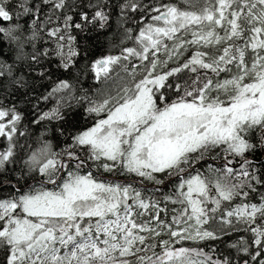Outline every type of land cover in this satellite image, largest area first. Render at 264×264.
Wrapping results in <instances>:
<instances>
[{
	"label": "snow or ice",
	"instance_id": "obj_1",
	"mask_svg": "<svg viewBox=\"0 0 264 264\" xmlns=\"http://www.w3.org/2000/svg\"><path fill=\"white\" fill-rule=\"evenodd\" d=\"M112 9L116 52L93 59L89 33L112 27ZM136 14L134 33L126 24ZM54 58L69 79L33 96L38 80H51ZM86 70L115 88L74 95L73 73ZM9 96L36 99L33 110L53 103L31 123L51 125L66 143L57 152L42 135L20 156L25 113L0 100V190L11 188L0 197V264H264V163L250 158L264 153V0H0V97ZM72 100L91 127L70 131ZM214 149L226 155L213 183L195 165ZM101 170L152 181L161 196L106 182ZM240 231L249 235L229 246L237 258L174 246L226 243Z\"/></svg>",
	"mask_w": 264,
	"mask_h": 264
},
{
	"label": "trees",
	"instance_id": "obj_2",
	"mask_svg": "<svg viewBox=\"0 0 264 264\" xmlns=\"http://www.w3.org/2000/svg\"><path fill=\"white\" fill-rule=\"evenodd\" d=\"M115 1V0H110ZM120 1V0H119ZM118 2V0H117ZM139 16L136 15L135 18H138ZM74 19L79 22V18L74 16ZM127 27H129V23L126 24ZM117 30V26H115L111 32L108 31H101L99 27H96L92 32L89 33L90 39L87 41L88 46L91 50L92 58H98L100 56L112 53L115 54L116 50H109L112 47L109 44V41H112L116 43L117 41L114 40V34ZM80 39V38H79ZM83 42V40H82ZM109 50V51H108ZM192 54V49L184 54L180 59L183 60L185 57ZM56 58H54V62L48 67L51 70V87H54L53 81H57L58 79H69V77L62 73L61 70H58L57 64L55 62ZM178 62H174L172 67L177 66ZM84 61H81V66H83ZM181 80L188 78V73H181L179 74ZM79 77V80L77 81L75 77ZM172 78H170L171 80ZM74 85V95L80 96L83 94L84 91H87L89 96H92L95 98L96 92L95 90L101 85V82L95 79L94 73L90 71H85L83 75H81L78 71H74L73 73V79L71 81ZM41 83H43V86L41 87ZM49 86V80H46L44 82L37 81V88L36 91L32 94L33 96H39L42 92H47ZM102 87V85H101ZM166 96L169 98V100L175 99V93L173 91H169L166 93ZM55 99V98H54ZM0 100H3L5 104L9 103H16L17 106L22 109L25 113V119L23 121V128L21 131L27 132V135L25 136H19L18 137V143L19 147L17 149L18 154L24 158H26V154L29 153L31 150H35L40 146V139L41 136H46L55 151L60 152L64 147L66 143V137L61 136L58 139L53 136L51 131V125L47 126V131L45 130V125L42 123L41 125L37 126L35 124H32L31 121L34 119L36 112L46 109L51 102H44L39 101V107L36 110H33V105L37 104L38 101L36 99H30L26 100L23 96H9L7 98L0 97ZM73 105V119L71 121V124L74 127H70V131H78L82 130L85 127H91L95 120L92 118V116H89L87 114L80 115L81 113L85 112V107L78 105L75 100L70 101ZM53 103H51L52 105ZM52 107V106H51ZM101 116L96 117V119H100ZM55 123V122H53ZM7 141L3 138H0V147H3L6 145ZM226 154L221 149H214L210 152H207L204 154L203 160H201L199 163L195 165V169L197 172H200L203 176L207 177L209 180H211L213 183L218 178V174L216 172H213L212 169H222L224 165V156ZM251 159H254L257 166H259L261 163H264V153H261L260 151H257L254 153L251 157ZM17 167L20 166V161H17ZM211 166V168L209 167ZM89 169L86 167L85 169L81 170V174L88 171ZM194 174V173H193ZM66 175V173H65ZM93 175L96 176L97 173L93 171ZM100 179H104L106 182H112V183H119V184H128L131 183L134 188L141 191L142 195L145 197L149 196H155L156 198H160L161 193L155 192L154 184L152 181L144 180L143 185L138 183L139 177H136L134 174L124 173L121 174L119 171L115 173H105L101 170L100 172ZM158 178H164L162 174H158ZM178 181L176 179L168 180L166 179L165 185L162 186V191L164 193L170 192L173 185L177 183ZM32 186L39 188L40 185L36 181H32ZM11 192V188H4L0 190V197H7L8 194ZM169 209L173 207H177L176 205H172L169 203L168 205ZM171 212H169L168 219L170 220ZM162 218L163 214H162ZM143 219H147L145 216ZM249 234L243 231L240 232H234L231 234V238L227 239V242L222 241H193V240H187V241H180L176 243L174 246L176 248L185 247V248H200L203 249L204 252H209L210 249H216L217 255H228L230 258H237V253L235 249H231L229 246L234 243L240 236H244L247 238ZM164 239H167V235L165 234ZM160 249L157 248L156 251H159ZM0 261H2V256H0ZM133 264H135V261H133Z\"/></svg>",
	"mask_w": 264,
	"mask_h": 264
},
{
	"label": "rangeland",
	"instance_id": "obj_3",
	"mask_svg": "<svg viewBox=\"0 0 264 264\" xmlns=\"http://www.w3.org/2000/svg\"><path fill=\"white\" fill-rule=\"evenodd\" d=\"M185 2H186V0H177V2L175 1V3H177V4H179V5H181V6H184V4H185ZM169 43H171V42H169ZM191 49H188L187 51H185L184 52V54H186L187 52H189ZM183 54V55H184ZM160 59L161 60H167V57L165 56V54H164V52L163 51H161V53H160ZM174 62H177V61H175V60H167V66L168 67H170L171 65H173L174 64ZM119 71V69H117V72ZM115 75H116V73H113V77L115 78ZM121 75H123L122 73H121ZM117 83H118V81H117ZM115 84H113L111 81H109V82H107L104 86H103V89H102V92H104V91H106L108 88H115ZM101 92V93H102ZM101 118H103V117H101ZM213 227H215V225H213ZM129 259H131V260H133V261H135V258L134 257H129ZM93 264H99V262L98 261H94L93 262Z\"/></svg>",
	"mask_w": 264,
	"mask_h": 264
},
{
	"label": "bare ground",
	"instance_id": "obj_4",
	"mask_svg": "<svg viewBox=\"0 0 264 264\" xmlns=\"http://www.w3.org/2000/svg\"><path fill=\"white\" fill-rule=\"evenodd\" d=\"M175 1L177 2V0H164L165 3H175ZM112 21H113V23H115V24L118 23L117 18L112 19ZM138 23H139V17L133 19V20L131 21V23H130V26H129V27L133 29V32H134V33H135L136 30H137ZM96 27H97V26H96ZM108 32H111V30H109ZM73 35H76V32H75V31H73ZM79 38H80V37H78V39H79ZM116 43H118V41H117ZM109 50H113V48H111V49H109ZM109 50H108V51H109ZM170 67H172V65H171ZM100 82H101L102 87H101V85H100V86L95 90L96 94H98V92H102L103 86L106 84V83L103 82V81H100ZM51 106H53V104L51 105V103H50L49 106H48L46 109H44L43 111H47L49 108H51ZM100 116L103 117V114H101ZM34 118H35V117H34Z\"/></svg>",
	"mask_w": 264,
	"mask_h": 264
},
{
	"label": "flooded vegetation",
	"instance_id": "obj_5",
	"mask_svg": "<svg viewBox=\"0 0 264 264\" xmlns=\"http://www.w3.org/2000/svg\"><path fill=\"white\" fill-rule=\"evenodd\" d=\"M70 2H72V3H74V4H79V3H81V0H70ZM93 2H94V0H93ZM108 2H109L110 4H115V3H119L120 1L118 0V2H117V0H115V1L113 2V1L108 0ZM79 10H80L79 8H74V9H73V12H76V11H79ZM85 10H86V11H89V13L91 14V9H85ZM112 11L114 12L113 19H114V18H117L116 15H115V13L118 12V9H112ZM136 15L139 16V14H136ZM136 15H134V16H130V17H129V21H128L129 26H130L131 21H132L133 19H135ZM115 26H117V24L113 23V21H112V27H110V28H109V27H105V28H103V29H101V28H99V29H100L101 31H109V30H112ZM97 27H99V26H97ZM50 88H51V80H49L48 90H50Z\"/></svg>",
	"mask_w": 264,
	"mask_h": 264
}]
</instances>
